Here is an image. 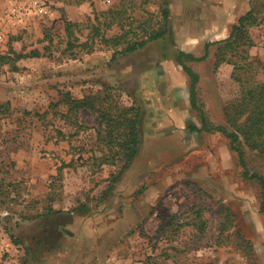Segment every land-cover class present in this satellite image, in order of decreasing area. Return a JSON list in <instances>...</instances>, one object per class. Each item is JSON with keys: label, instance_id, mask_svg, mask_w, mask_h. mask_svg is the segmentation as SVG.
Listing matches in <instances>:
<instances>
[{"label": "rangeland", "instance_id": "374dc122", "mask_svg": "<svg viewBox=\"0 0 264 264\" xmlns=\"http://www.w3.org/2000/svg\"><path fill=\"white\" fill-rule=\"evenodd\" d=\"M164 1L0 0V264H264L261 187L220 132L190 130L201 116L176 60L228 36L199 34L201 19L174 15L179 0L164 21ZM231 2L193 0L190 15L233 16ZM249 3L256 21L227 61L215 66L220 43L184 60L208 125L229 131L224 108L250 75L240 67L264 81V0ZM66 93L140 109L138 155L114 185L123 163L99 166L97 113L69 112ZM245 160L264 177V159Z\"/></svg>", "mask_w": 264, "mask_h": 264}, {"label": "trees", "instance_id": "16d2710c", "mask_svg": "<svg viewBox=\"0 0 264 264\" xmlns=\"http://www.w3.org/2000/svg\"><path fill=\"white\" fill-rule=\"evenodd\" d=\"M166 2L165 0L162 3L163 8H161L164 21L169 18V12L165 8ZM255 21L256 18L253 17V12L250 10L232 26L230 35L226 40H223V43H206L203 48V55L198 58L179 52L176 60L182 70L191 78L189 87L190 104L199 111L201 116V127H194L190 130L208 133L217 131L229 140L230 150L237 155L239 165L243 169V176L246 179L256 180L261 187L260 212L264 213V177L258 174H250L245 160L246 150L264 159V81L255 80L256 71L252 64L248 63L240 67L241 70L245 69L250 75L247 77L240 76V78L236 79L240 85L239 95L224 108L226 123L233 129L229 131L226 127L208 125L204 113L196 106L198 76L184 62V60L193 62L205 60L208 56L209 47L220 43L223 46L219 45L215 64L218 67L228 60L226 57L227 53L235 51L238 42L247 38L246 29ZM165 34V29L154 30L145 35L144 40L128 43L123 53L136 52L142 49L148 41L161 39ZM22 57L21 55H16V59ZM7 60H9L8 56H0V65ZM235 68H237L236 65ZM64 97L68 101L69 112L76 114V112L86 108L97 113L99 123L104 127V136H100L99 142L106 148V152L99 157V166L103 164L114 166L117 162L123 163L117 175L111 176V185H114L121 175L128 170L138 155L141 145L139 134L140 109L134 106L120 105L113 101L109 95L101 97L96 94L86 96L81 100H75L71 99L70 95L66 93Z\"/></svg>", "mask_w": 264, "mask_h": 264}, {"label": "crops", "instance_id": "0c3cea01", "mask_svg": "<svg viewBox=\"0 0 264 264\" xmlns=\"http://www.w3.org/2000/svg\"><path fill=\"white\" fill-rule=\"evenodd\" d=\"M180 3L178 5V11L179 12H176L174 13V15H180L182 17V12L184 11H187L189 12V18H197L198 20L201 19V21L204 22L203 24V31L202 32H199V34H205V35H209L211 37H214V36H229L230 35V32H231V28L232 26H234L238 19L243 16L244 14H246L248 11H250V3H249V0H232L233 2H231V7L234 6L233 8V13L234 15L231 16V15H227L224 13V10L223 12L221 13V15L218 17V19L215 18V21L211 22V20L209 19L210 18V13H212V9H210V13L209 15H206V16H192L190 15L191 13V9L192 8H197V5L196 6H192L190 5L191 2H193V0H179ZM192 7V8H191ZM209 10V9H208ZM196 11V10H195ZM194 11V12H195ZM208 12V11H207ZM213 12L218 13L217 10H214ZM172 13V12H171ZM178 17V16H177ZM190 20V19H189ZM217 20V21H216ZM189 34H196V33H193V32H190L188 31ZM221 38H217V40H220ZM207 41H209L208 43H211V42H214L216 40H212L210 38V40L208 39Z\"/></svg>", "mask_w": 264, "mask_h": 264}, {"label": "built area", "instance_id": "2783aa9c", "mask_svg": "<svg viewBox=\"0 0 264 264\" xmlns=\"http://www.w3.org/2000/svg\"><path fill=\"white\" fill-rule=\"evenodd\" d=\"M41 11V13L43 12V10H40Z\"/></svg>", "mask_w": 264, "mask_h": 264}]
</instances>
